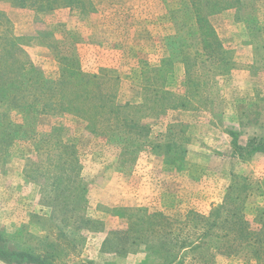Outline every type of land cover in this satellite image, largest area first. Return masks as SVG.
<instances>
[{"label": "rangeland", "instance_id": "rangeland-1", "mask_svg": "<svg viewBox=\"0 0 264 264\" xmlns=\"http://www.w3.org/2000/svg\"><path fill=\"white\" fill-rule=\"evenodd\" d=\"M195 2L0 0L6 247L49 264H264V0ZM195 9L227 66L201 52ZM99 93L138 126L107 136Z\"/></svg>", "mask_w": 264, "mask_h": 264}, {"label": "trees", "instance_id": "trees-1", "mask_svg": "<svg viewBox=\"0 0 264 264\" xmlns=\"http://www.w3.org/2000/svg\"><path fill=\"white\" fill-rule=\"evenodd\" d=\"M12 1V5L14 7H21V8H34L36 10H50L53 8V6H72V5H76L79 2H81V0H11ZM191 1V5L195 7V0H190ZM239 0H214V2H210L206 4V8L207 10H209L208 12H210L211 10H215L217 9L215 12H218L221 9V6L224 4V2H229L231 4H235L236 2H238ZM231 5H229L226 8H230ZM194 13L197 14L196 17V22H195V26L197 29H200V35H204L206 36L204 33H208L209 34V38L210 41L207 42L205 40H201L200 43L203 44H207L205 45L203 48L201 49V52L204 51L205 56L207 58V61H209L210 66H215V68H220V65L222 66H227L228 65V61L226 60V55L225 52L223 51V45L222 43L219 41L215 31L213 30V28L209 25L208 21H206L205 17L200 16V13L198 12V9L194 10ZM7 23V22H6ZM185 65L187 66V72L188 71H192V67H188V63L187 61H185ZM12 69V68H11ZM21 75H32V74H36L38 77H41L42 75L36 73V71H21ZM42 78V77H41ZM28 80H31V78H28ZM42 87H56L55 84L59 85V86H63L65 84L64 81L60 80L58 82H54L52 83L51 81H47L42 79ZM8 79L0 85L1 87H4L7 85L8 83ZM184 83H189V90H188V94L189 97L191 98V96L193 97L194 95V87L199 84H197L196 79H192L190 78V76L186 77L184 79ZM201 85V84H200ZM206 85L205 82L202 83V86ZM12 93L14 94H19L21 96V98L25 97V92L21 91L18 88V84H15ZM18 90L21 92V94L18 92ZM95 100L98 99L100 102V105H102L103 107L101 108L103 111L99 112V111H95V114H100L103 118H101L102 120L100 121V123H103V125L105 127H100L102 129H105L107 132V136H113L109 135L111 133H117L119 136L120 134H125L124 130L134 127L135 125L138 126L136 124L135 121H133L132 118H130L129 116H120L118 113L119 108L117 106L114 105L113 102L109 101V98L106 96H103L101 93L99 94H95ZM157 97L160 98L161 100H166L169 99L170 95L164 91H157ZM172 99H175L174 97H172ZM40 100V99H38ZM180 101V100H179ZM104 102V103H103ZM107 103L108 106H105V104ZM45 107H48L49 105L51 106V103H44ZM175 104V103H174ZM178 104V105H177ZM175 104V108H181L186 110L188 108L189 103L188 102H179ZM30 104L26 103L25 108H27ZM114 105V106H113ZM68 106H70V103H68ZM64 108H62V110L64 111ZM67 111L69 109H66ZM95 124V123H94ZM10 123H8L6 125L5 128H9L10 127ZM135 126V127H136ZM103 132V130H102ZM8 135V134H7ZM58 138V137H57ZM112 138V137H110ZM171 138L173 139V136H171ZM60 139V138H58ZM181 140V139H180ZM168 148V147H167ZM70 170L72 171L73 169L70 168ZM76 176V175H75ZM238 220V219H237ZM215 222H213L214 224ZM4 238L3 235L0 233V262L3 264H49L46 260V258L44 256L41 255H37L32 253L31 251H24V250H20L17 248H8L6 247L5 243H4ZM236 241V240H235Z\"/></svg>", "mask_w": 264, "mask_h": 264}]
</instances>
